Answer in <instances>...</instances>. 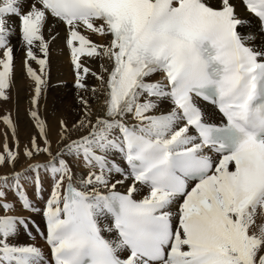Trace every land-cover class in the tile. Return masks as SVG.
I'll return each instance as SVG.
<instances>
[{
  "label": "snow or ice",
  "instance_id": "1",
  "mask_svg": "<svg viewBox=\"0 0 264 264\" xmlns=\"http://www.w3.org/2000/svg\"><path fill=\"white\" fill-rule=\"evenodd\" d=\"M58 29L77 107L50 121ZM21 49L0 264H264V0H0L4 103Z\"/></svg>",
  "mask_w": 264,
  "mask_h": 264
},
{
  "label": "bare ground",
  "instance_id": "2",
  "mask_svg": "<svg viewBox=\"0 0 264 264\" xmlns=\"http://www.w3.org/2000/svg\"><path fill=\"white\" fill-rule=\"evenodd\" d=\"M61 32L60 38L57 39L52 46V58L50 68V83L51 87L47 93V117L50 121L55 117L65 115L71 119L74 115L76 105V90L73 87V70L70 63V54L68 50L63 46V30L58 29ZM93 39L99 40L98 37ZM16 42L14 41V44ZM19 49V45H16ZM61 49H63L61 51ZM16 74H17V92L13 94L12 101L4 103L0 101V115L6 111L13 113V118L18 120V134L20 136L21 144L26 142L28 134L31 132L30 123L25 115L27 108V90L23 87V72L21 61L23 58V50H18L16 53ZM95 69L97 67L95 62H89ZM89 83H95L94 80H90ZM7 131L5 126L0 123V142L3 141V133ZM9 143H11V133L9 132ZM39 220L38 217H36ZM37 242L43 244V241L37 237Z\"/></svg>",
  "mask_w": 264,
  "mask_h": 264
}]
</instances>
